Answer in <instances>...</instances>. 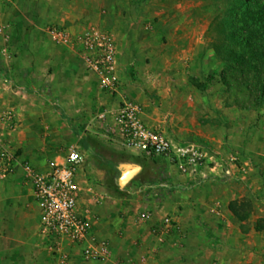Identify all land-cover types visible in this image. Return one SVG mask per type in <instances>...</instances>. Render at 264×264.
Wrapping results in <instances>:
<instances>
[{"label":"rangeland","instance_id":"obj_1","mask_svg":"<svg viewBox=\"0 0 264 264\" xmlns=\"http://www.w3.org/2000/svg\"><path fill=\"white\" fill-rule=\"evenodd\" d=\"M133 1L136 17L143 21L139 25L142 27L140 31L144 33L135 40L137 45L131 50L146 62L147 67L146 79L135 72L132 84L136 89L144 92L145 96L154 97L150 87L165 78L171 85L170 93L175 92V98L193 95L192 92L200 99L201 96L206 98L209 103L202 109L205 116L209 115V110L221 107L223 110L232 109V115L237 114L239 121H243L234 128V143L225 142L226 150L220 153L236 156L238 170L242 166L247 168L246 174L237 173L234 182L240 188L239 193L244 191L249 195L243 200L253 206L250 218L245 222L234 218L229 226L226 217H221V220L212 214L210 218L221 228L207 226L201 233L205 237L204 245L190 246L189 255L201 254L204 264H264V107L243 109L236 103V97L227 93L220 77L223 65L213 49L217 33L210 29L217 21L233 23L237 15L247 8L259 10L264 7V0ZM40 3L39 0H10L0 4V12L7 16L3 19L9 25V39L4 41L0 38V83L20 93L17 102L25 107L23 111L19 106L21 128L15 135L16 145L12 141L20 158L18 170L10 179L0 183L1 258L7 250L5 246L9 245L7 242L38 238L39 214L33 199V187L25 178V163H33L42 170L51 160L64 158L72 145L81 147L88 156L84 166L94 171V184L107 195L98 206L115 213L119 220L132 223H136L139 215L155 207L156 201L148 200L149 193L156 195L158 201L165 202L164 196L172 187L182 188L177 180L181 175L172 171L165 162L113 148L92 133L97 109L107 100L108 94L100 91L97 81L86 71L78 56L52 42L49 30L60 24L50 21L53 10H46ZM95 18L94 15L91 20ZM96 25L104 30L95 22ZM71 28L85 31L91 26L75 23ZM171 30L173 35H169ZM163 31L168 35L158 38V33ZM197 38L202 39L200 45L204 54L201 60L193 63L189 51L193 50L190 52L193 54L197 50ZM142 44L149 48L140 46ZM0 89L5 91L2 85ZM176 105L170 103L173 109L167 112L159 105L156 108L164 116L170 113L168 122L176 115L193 117L192 112L182 107L183 104H180V110ZM202 111L198 113L202 115ZM184 118L175 119L179 128L185 124ZM193 123L199 129L197 122ZM246 125H250L248 130L243 127ZM163 130L175 141L183 142L170 122ZM200 145L219 153L215 147ZM128 162L142 165L145 170L121 189L117 167ZM14 207L13 222L15 225L24 222V231L9 224L10 215L6 210L10 213ZM4 260L3 263L0 260L1 264H6ZM18 260L20 258H14L10 263L18 264Z\"/></svg>","mask_w":264,"mask_h":264},{"label":"crops","instance_id":"obj_2","mask_svg":"<svg viewBox=\"0 0 264 264\" xmlns=\"http://www.w3.org/2000/svg\"><path fill=\"white\" fill-rule=\"evenodd\" d=\"M39 1L41 2V6L45 7L46 10H53L52 20L50 21H53L54 24H60L57 25L56 28H65L74 35L82 31L80 29L75 30L71 28L72 24L78 23L94 27L96 22L104 27L105 31L110 32L115 37L120 54L122 80L120 95L122 96L117 95L113 97L108 94L107 100L103 102V105L100 107L106 106L111 109H116L121 99L123 97H128L131 101H135L144 107L146 121L149 125L164 131L163 127H165V124L170 122L173 131L179 134L183 142L215 147L219 152L226 150L225 142L226 144H229L227 142L231 144V141L234 143V128H236L238 124H242L243 121H239L237 114L232 115V109L223 110L221 107H217L218 109L215 108L216 111L215 109L209 110V115L205 116L202 109L204 104L209 103L206 98L201 96L200 99V96L194 95V92H192L193 95L189 94L184 97L178 95L177 98H175V92H173V94L170 93L171 85L167 83L168 81H166L165 78L161 81L159 80L160 83H157L155 86L150 85L152 92L155 94L154 97L145 96L144 92H139V89L135 87L136 85L132 84L135 79V72L137 71L140 73V78L146 79L144 73L147 69L146 62L143 61L141 57L138 58L135 52L132 53L131 50L137 45L134 43L135 40L140 38L141 34L144 33L140 31L142 27L139 25L143 24V21L136 17V4L133 0L130 2L127 0ZM94 15L96 16L95 20H91V18H94ZM3 17L7 18L5 15ZM96 26L99 27L98 25ZM149 28L150 26L147 27V29ZM163 32L164 33H158V38L165 35L167 36L168 32H170L169 35H173L174 33L173 30ZM197 42V50L193 54L190 53L193 50L189 51L193 63L201 60L204 54L200 45L202 39L197 38ZM140 46H146V49L149 48L148 45L144 44ZM69 51L76 55L74 51ZM155 58H157V56H155ZM93 78L96 80L95 77ZM0 85L5 89V91L0 89V103L2 106L14 108L22 121V115L19 110L21 107V110L24 111L25 107L23 105L20 106L17 102L19 99L18 96H21L20 93L12 91L11 86H7L3 83H0ZM7 87L11 89V93L8 92L9 90L6 89ZM23 98H26V96L24 95ZM172 98L175 100L174 102ZM171 99L172 101L169 102ZM217 102L220 103V101ZM170 103L177 104L176 106H179V110L185 107L189 112L193 113V117L184 118L183 116L176 115L172 116L168 122L167 116H170V113L164 116L156 106H161V109L164 108L167 112L168 109H173ZM180 104H183V106L181 107ZM213 104H215V102ZM198 111H202V115L200 112L198 113ZM176 118H184L185 124L182 128H179L180 126L177 121L175 122ZM193 122H197L199 129L195 128ZM249 126L250 125H246V127H243L248 130ZM97 127L95 121L93 130L98 129ZM18 133L19 131L16 134ZM92 133L94 134V132ZM16 140L17 138L14 135L12 138L13 143L15 142L14 145H16ZM87 158L88 156L86 157V161ZM128 163L137 164L135 162ZM31 165H33V163ZM45 168L46 167L42 170ZM144 170L145 167L142 166L141 173ZM15 173L12 176H14ZM94 176L96 175H94V171L89 170V166H83L80 171V179L84 186L92 187L93 190L99 194L106 195V193L101 192L100 188L94 184ZM246 176L247 175H245V177ZM234 179L236 180L237 177L227 179L222 177L221 173L211 178L209 181L200 182L190 177L181 176L177 180L181 182L182 188L178 190V188L172 187L170 192L164 196V199H167L165 202H163L164 200L158 201L156 195L152 193L148 194V200H155L156 202H154L153 205L155 207L149 210L153 211L154 214L151 220L147 222L139 221L142 214L138 216L136 223H132L129 220H119L115 213L110 212V210L100 208L98 204L93 202L89 203L93 211L94 237L100 243L106 244L108 255L103 261H89L83 255V248L69 247L67 248V252L69 253L68 264H142L141 258L144 256L148 257L149 264H204L201 254L189 255L191 250L189 247L204 245L203 240L205 237L203 234L202 236L201 233L205 231L207 226H211L215 229L221 228L220 225L216 226V221L213 222L210 218L212 214H215L218 219L226 217L230 226V223L235 220V216L229 209L230 204L239 199L243 201L244 198L249 196L248 193L244 191L239 193L240 188L236 185ZM5 181H0V183ZM36 208L39 214L37 204ZM15 211V207L12 208L10 213L6 210V213L10 215L8 218L9 224L12 227L16 226V228H21V231H24V222L21 224L18 223L17 225L13 222L15 221ZM165 216H171L181 224L186 234L183 241H180L177 237H173L168 244L161 245L159 243L154 231L160 226L162 218ZM262 216L264 218V214H262ZM39 228L40 214L38 219V238L35 240L23 239L7 242L9 245L5 246L7 249L4 253L5 255H3L2 258L0 256L1 262L3 263V259H5L4 263L9 264L14 258H20V260H18L19 262L17 261L18 264H58L57 258L51 253L49 242L39 235Z\"/></svg>","mask_w":264,"mask_h":264},{"label":"built area","instance_id":"obj_3","mask_svg":"<svg viewBox=\"0 0 264 264\" xmlns=\"http://www.w3.org/2000/svg\"><path fill=\"white\" fill-rule=\"evenodd\" d=\"M6 2L10 0H0V4ZM49 35L55 45L76 53L88 73L96 78L101 92L120 95V54L113 34L94 26L74 35L65 28H53ZM0 38L9 39V25L1 12ZM4 54H8L6 50ZM95 121L98 129L93 130L94 134L107 145L163 161L181 176L207 181L219 173L227 179L247 173L246 167L238 170L235 156L214 153L195 143L177 142L149 125L144 107L124 97L116 109L99 107ZM21 122L14 108L0 103V181L10 178L20 163L12 138L20 130ZM86 157L81 147L72 145L64 158L51 160L44 170L30 163L23 167L40 214L39 235L49 242L58 264H68L69 247L83 248V255L89 261H103L108 255L106 244L94 237L93 211L89 204H102L106 195L84 186L80 179ZM153 214L146 211L139 221L147 222ZM154 234L161 245L168 244L173 237L180 241L186 237L181 224L171 216L162 218ZM148 260L146 256L141 258L142 264H149Z\"/></svg>","mask_w":264,"mask_h":264},{"label":"trees","instance_id":"obj_4","mask_svg":"<svg viewBox=\"0 0 264 264\" xmlns=\"http://www.w3.org/2000/svg\"><path fill=\"white\" fill-rule=\"evenodd\" d=\"M210 29L217 33L213 49L223 65L220 77L227 93L236 97L243 109L264 107V7L247 8L233 23L217 21ZM229 209L237 220L245 222L253 206L236 200Z\"/></svg>","mask_w":264,"mask_h":264},{"label":"water","instance_id":"obj_5","mask_svg":"<svg viewBox=\"0 0 264 264\" xmlns=\"http://www.w3.org/2000/svg\"><path fill=\"white\" fill-rule=\"evenodd\" d=\"M118 170L120 172L118 184L121 189H124L141 173L142 166L134 163H123L119 165Z\"/></svg>","mask_w":264,"mask_h":264}]
</instances>
